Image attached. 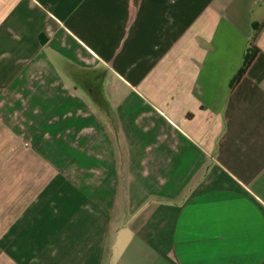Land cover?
<instances>
[{
    "label": "crops",
    "instance_id": "obj_1",
    "mask_svg": "<svg viewBox=\"0 0 264 264\" xmlns=\"http://www.w3.org/2000/svg\"><path fill=\"white\" fill-rule=\"evenodd\" d=\"M0 264H264V0H0Z\"/></svg>",
    "mask_w": 264,
    "mask_h": 264
},
{
    "label": "trees",
    "instance_id": "obj_2",
    "mask_svg": "<svg viewBox=\"0 0 264 264\" xmlns=\"http://www.w3.org/2000/svg\"><path fill=\"white\" fill-rule=\"evenodd\" d=\"M257 51H258L257 48L253 45H249V47H247V49L243 54V61H242L243 68L241 69V73L239 74V76L235 77V80L233 82H236L241 76V74H243L244 71L247 69V67L251 64L252 60L257 54Z\"/></svg>",
    "mask_w": 264,
    "mask_h": 264
},
{
    "label": "rangeland",
    "instance_id": "obj_3",
    "mask_svg": "<svg viewBox=\"0 0 264 264\" xmlns=\"http://www.w3.org/2000/svg\"><path fill=\"white\" fill-rule=\"evenodd\" d=\"M56 214V212H55V210L51 213V215H50V218H52V216L53 215H55Z\"/></svg>",
    "mask_w": 264,
    "mask_h": 264
}]
</instances>
